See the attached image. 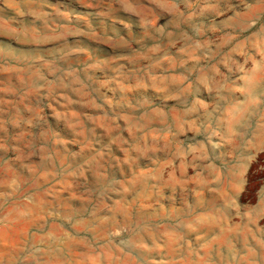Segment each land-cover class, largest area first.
Masks as SVG:
<instances>
[{"label": "rangeland", "instance_id": "obj_1", "mask_svg": "<svg viewBox=\"0 0 264 264\" xmlns=\"http://www.w3.org/2000/svg\"><path fill=\"white\" fill-rule=\"evenodd\" d=\"M0 264H264V0H0Z\"/></svg>", "mask_w": 264, "mask_h": 264}]
</instances>
